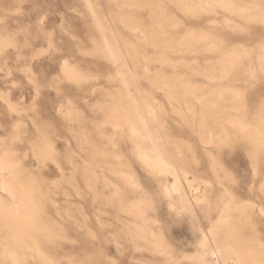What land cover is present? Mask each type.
Returning a JSON list of instances; mask_svg holds the SVG:
<instances>
[{"label":"rangeland","instance_id":"374dc122","mask_svg":"<svg viewBox=\"0 0 264 264\" xmlns=\"http://www.w3.org/2000/svg\"><path fill=\"white\" fill-rule=\"evenodd\" d=\"M216 1L0 0V164L32 197H13L0 171V202L34 209L26 241L47 257L26 245L23 264H264V0ZM130 100L146 141L119 125ZM227 214L233 228L214 230ZM0 228L3 255L13 232Z\"/></svg>","mask_w":264,"mask_h":264},{"label":"bare ground","instance_id":"6f19581e","mask_svg":"<svg viewBox=\"0 0 264 264\" xmlns=\"http://www.w3.org/2000/svg\"><path fill=\"white\" fill-rule=\"evenodd\" d=\"M91 1V0H90ZM180 1V0H179ZM215 2H217L216 0H215ZM221 2V1H220ZM223 2V1H222ZM263 3V2H262ZM197 4V3H196ZM196 4H195V6H196ZM205 4H206V1H205ZM218 4V3H217ZM230 5V4H229ZM254 5H257V4H255L254 3ZM198 6V5H197ZM136 7V6H135ZM211 7V6H210ZM221 7V6H220ZM252 7V6H251ZM257 7V6H256ZM93 8V7H92ZM141 8V7H140ZM143 8H144V6H143ZM166 8V7H165ZM181 8V7H180ZM207 8V7H206ZM225 8H226V6H225ZM232 8H233V6H232ZM262 8V7H261ZM91 9V8H90ZM142 9V8H141ZM157 9H159V8H157ZM186 9H187V7H186ZM200 9V8H199ZM208 9V8H207ZM259 9V8H258ZM153 10V9H152ZM193 10H195V9H193ZM201 10V9H200ZM204 10V9H203ZM213 10H214V8H213ZM162 11H164V10H162ZM191 11V10H190ZM189 11V12H190ZM205 11V10H204ZM211 11V10H210ZM209 11V12H210ZM231 11V10H230ZM149 12H150V10H149ZM239 12V14L241 13L242 15H246V17H247V15L249 16V15H251L250 13H249V11L248 10H239L238 11ZM263 12H264V10H263ZM166 13V12H165ZM187 13V12H186ZM249 13V14H248ZM198 14V13H197ZM259 14V13H258ZM149 15H150V13H149ZM160 15V14H159ZM161 16V15H160ZM262 16V15H261ZM151 17V16H150ZM164 17V16H163ZM174 17V16H173ZM255 17V16H254ZM253 17V18H254ZM130 18V17H129ZM122 19V18H121ZM133 19V18H132ZM252 19V18H251ZM124 20V19H123ZM225 20V19H224ZM130 22V21H129ZM139 22V21H138ZM164 22V21H163ZM166 22V21H165ZM165 22H164V24H165ZM169 22V21H168ZM257 22V21H256ZM131 23H132V21H131ZM157 23V22H156ZM245 23H246V21H245ZM255 23V22H254ZM128 24V23H127ZM141 24V23H140ZM166 25V24H165ZM160 26V25H159ZM158 26V27H159ZM124 27V26H123ZM130 29V28H129ZM137 29V28H136ZM176 29V28H175ZM174 29V30H175ZM245 30V29H244ZM161 31H163V30H161ZM160 32V31H159ZM204 32V31H203ZM202 32V33H203ZM158 33V32H157ZM162 34V33H161ZM119 35V34H118ZM169 35V34H168ZM116 36V35H115ZM154 36H155V34H154ZM211 36V35H210ZM209 36V37H210ZM145 37V36H144ZM149 37H150V35H149ZM188 37V36H187ZM117 38V37H116ZM182 38V37H181ZM213 38V37H212ZM148 39V38H147ZM154 39V38H153ZM164 39V38H163ZM169 40V39H168ZM167 40V41H168ZM194 40V39H193ZM119 41V40H118ZM117 41V42H118ZM159 41V40H158ZM172 41V40H171ZM181 41V40H180ZM200 41V40H199ZM208 41V40H207ZM120 42V41H119ZM153 42H154V40H153ZM166 42V41H165ZM170 42V41H169ZM179 42V41H178ZM223 42V41H222ZM221 42V43H222ZM3 43V42H2ZM109 43V42H108ZM150 43H151V40H150ZM149 42L148 43H145V44H147V46H148V44H150ZM156 43H157V40H156ZM193 43V42H192ZM198 43V42H197ZM121 44V43H120ZM153 44V43H152ZM185 44H186V42H185ZM201 44V43H200ZM207 44V43H206ZM112 45V44H111ZM158 45V44H157ZM162 45V44H161ZM168 45V44H167ZM179 45V44H178ZM184 45V44H183ZM189 45V44H188ZM191 45H193V44H191ZM208 45V44H207ZM133 46V45H132ZM146 46V45H145ZM153 46V45H152ZM151 46V47H152ZM128 47V46H127ZM154 47V46H153ZM160 47V46H159ZM169 47V46H168ZM170 47H171V45H170ZM174 48H175V46H173ZM173 47H171V48H173ZM186 47V46H185ZM202 47V46H201ZM206 47V46H205ZM221 47H222V45H221ZM112 48V47H111ZM134 48V47H133ZM132 48V49H133ZM173 48V49H174ZM177 48V47H176ZM175 48V49H176ZM238 48V47H237ZM245 48V47H244ZM120 49V48H119ZM174 49V50H175ZM199 49V48H198ZM172 50V49H171ZM208 50V49H207ZM119 51V50H118ZM124 51V50H123ZM162 51V50H161ZM169 51H170V49H169ZM178 51V50H177ZM184 51V50H183ZM264 51V50H263ZM111 52L112 51H110L108 48H107V50H106V56L108 57V58H111ZM166 52V51H165ZM174 52V51H173ZM185 52V51H184ZM187 52V51H186ZM202 52H203V49H202ZM118 53V52H117ZM125 53V52H124ZM123 53V54H124ZM138 53V52H137ZM181 53V52H180ZM210 53V52H209ZM114 54V53H113ZM261 54V53H260ZM116 55V54H115ZM153 55V54H152ZM182 55H183V53H182ZM197 55H198V53H197ZM215 55H216V53H215ZM253 56V55H252ZM106 57V58H107ZM119 57V56H118ZM122 57V56H121ZM138 57V56H137ZM163 57V56H162ZM248 57V56H247ZM112 58H113V55H112ZM123 58V57H122ZM164 58V57H163ZM165 58H166V56H165ZM262 58V57H261ZM260 58V59H261ZM130 59V58H129ZM150 59V58H149ZM161 59V58H160ZM168 59H169V57H168ZM226 59V58H225ZM235 59V58H234ZM246 59V58H245ZM112 60V59H111ZM120 60V59H119ZM124 60V59H123ZM146 60V59H145ZM164 60V59H163ZM167 60V59H166ZM171 60V59H170ZM114 61H116V57H115V60ZM165 61V60H164ZM168 62H169V60H167ZM172 61V60H171ZM178 61V60H177ZM193 61V60H192ZM242 61V60H241ZM246 61H247V59H246ZM131 62V61H130ZM227 62V61H226ZM234 62V61H233ZM219 63V62H218ZM235 63V62H234ZM243 63V62H242ZM165 64H166V62H165ZM169 64V63H168ZM220 64V63H219ZM231 64V63H230ZM134 65V64H133ZM164 65V64H163ZM184 65V64H183ZM229 65V64H228ZM120 66H123L122 64L120 65ZM162 66V65H161ZM172 66V65H171ZM189 66V65H188ZM227 66V65H226ZM230 66V65H229ZM241 66V65H240ZM260 66H261V64H260ZM197 67V66H196ZM188 68H190V67H188ZM199 68V67H198ZM241 68V67H240ZM244 68V67H243ZM259 68V67H258ZM190 69H192V68H190ZM204 69V68H203ZM69 70H70V68H69ZM246 70V69H245ZM227 71V70H226ZM250 71V70H249ZM207 72V71H206ZM237 72V71H236ZM226 73V72H225ZM69 75H67V76H69V78L70 79H72V80H77L78 81V79H79V74H77V72L76 71H71L70 70V72L68 73ZM233 74V73H232ZM235 74V73H234ZM124 75V74H123ZM212 75V74H211ZM237 75V74H236ZM250 75V74H249ZM118 76V75H117ZM219 76H220V74H219ZM228 76V75H227ZM257 76V75H256ZM147 77V76H146ZM164 77V76H163ZM250 77V76H249ZM165 78V77H164ZM163 78V79H164ZM206 78H207V76H206ZM224 78V77H223ZM228 78V77H227ZM258 78V77H257ZM66 79H68V77L66 78ZM120 79H121V77H120ZM124 79H126V78H124ZM153 79V78H152ZM154 79H155V77H154ZM160 79V78H159ZM162 79V80H163ZM179 79H181V78H179ZM253 79V78H252ZM69 80V79H68ZM144 80V79H143ZM165 80H166V78H165ZM176 80V79H175ZM133 81V80H132ZM209 81V80H208ZM257 81V80H256ZM80 82V81H79ZM148 82H149V79H148ZM156 82V81H155ZM181 82H183V81H181ZM152 83V82H151ZM163 83H165V82H163ZM162 83V84H163ZM169 83V82H168ZM178 83H179V80H178ZM133 84V83H132ZM173 84H174V82H173ZM176 84V83H175ZM186 84V83H185ZM219 84V83H218ZM153 85H154V83H153ZM169 85V84H168ZM228 85V84H227ZM157 86V85H156ZM187 86H189V85H187ZM191 86V85H190ZM189 86V87H190ZM154 87V86H153ZM166 87V86H165ZM182 87V86H181ZM184 87H186V86H184ZM188 87V88H189ZM193 87V86H192ZM156 88V87H155ZM158 88H159V86H158ZM160 88H161V86H160ZM163 88V87H162ZM169 88V87H168ZM167 88V89H168ZM187 88V87H186ZM219 88V87H218ZM174 89V88H173ZM172 89V90H173ZM176 89V88H175ZM180 89V88H179ZM194 89V88H193ZM221 89H222V87H221ZM119 90V89H118ZM138 90V89H137ZM157 90V89H156ZM165 90V89H164ZM182 90V89H181ZM187 90V89H186ZM184 91L185 93H187V91ZM176 91V90H175ZM174 91V92H175ZM192 91V90H191ZM197 91V90H196ZM202 91V90H201ZM232 90H230V92H231ZM170 92V91H169ZM180 92V91H179ZM188 92H189V90H188ZM198 92V91H197ZM204 92V91H203ZM209 92V91H208ZM214 92H215V90H214ZM229 92V93H230ZM145 93V92H144ZM172 93V92H171ZM182 93V92H181ZM202 93V92H201ZM216 93V92H215ZM221 92H219V95L221 96V94H220ZM228 93V94H229ZM234 93V92H233ZM128 94V93H127ZM147 94V93H146ZM178 94V93H177ZM180 94V93H179ZM178 94V95H179ZM189 94V93H188ZM196 94V93H195ZM223 94V93H222ZM151 95V94H150ZM174 95V94H173ZM202 95V94H201ZM210 95V94H209ZM224 95V94H223ZM119 96V95H118ZM124 96V95H123ZM153 96V95H152ZM181 96H182V94H181ZM184 96V95H183ZM187 96V95H186ZM233 96H234V94H233ZM236 96V95H235ZM239 96V95H238ZM179 97V96H178ZM192 97V96H191ZM190 97V98H191ZM199 97V96H198ZM206 97V96H205ZM216 97V96H215ZM224 97V96H223ZM141 98V97H140ZM172 98V97H171ZM211 98H212V96H211ZM235 98H237V96L235 97ZM148 99V98H147ZM182 100H183V98H181ZM194 99V98H193ZM203 99V98H202ZM206 99V98H205ZM221 99V98H220ZM233 99V98H232ZM128 100V99H127ZM149 100V99H148ZM201 100V99H200ZM226 100V99H225ZM229 100V99H228ZM124 101V100H123ZM139 101V100H138ZM153 101V100H152ZM169 101V100H168ZM192 101V100H191ZM212 101V100H211ZM211 101H209L210 102V104H211ZM238 101V100H237ZM141 102V101H140ZM146 102V101H145ZM154 102V101H153ZM150 103V102H149ZM205 103H207V101H205ZM217 103V102H216ZM133 102L130 100L129 101V104H127V109L125 110V113H124V117L123 118H121L122 119V123H120L121 122V120H120V116H119V120H120V122H118V123H120L119 125L121 126L122 124H128V125H130V128H131V131H133V132H137V131H139L140 133L142 132L143 133V135L142 136H144L143 138H144V140H142V141H146V139L149 137V134H150V129H149V127H148V122L146 123V121H145V117H143V116H145V115H147V114H145V115H142L141 114V112L140 113H138V109H135L134 108V106H133ZM141 104H142V102H141ZM144 104V103H143ZM142 104V106L141 107H143L144 105ZM146 104H148V103H146ZM152 104V103H151ZM202 104H204V103H202ZM214 105H215V103H213ZM212 104V105H213ZM115 105H117L116 103H115ZM114 105V106H115ZM120 105H122V104H120ZM119 105V106H120ZM140 105V104H139ZM139 105H137V106H139ZM188 105V104H187ZM238 105V104H237ZM124 106V105H123ZM203 106V105H202ZM206 106V105H205ZM208 106V105H207ZM219 106V105H218ZM231 106V105H230ZM150 107V106H149ZM153 107V106H152ZM193 107V106H192ZM201 107V106H200ZM216 107V106H215ZM115 108V107H114ZM121 108H123V107H121ZM120 108V109H121ZM162 108V107H161ZM189 108V107H188ZM213 108V107H212ZM241 108V107H240ZM144 109H145V107H144ZM144 109H142V110H144ZM156 109V108H155ZM158 109V108H157ZM163 109V108H162ZM180 109V108H179ZM186 109H187V107H186ZM201 109H202V107H201ZM245 109V108H244ZM113 110V109H112ZM114 110H116V109H114ZM123 110V109H122ZM146 110V109H145ZM144 110V111H145ZM143 111V112H144ZM150 111V110H149ZM155 110H153V112H154ZM157 111V110H156ZM177 111V110H176ZM201 111V110H200ZM232 111V110H231ZM120 112H121V110H120ZM124 112V111H123ZM151 112V111H150ZM152 112V113H153ZM235 112V111H234ZM223 113V112H222ZM151 114V113H150ZM151 115H153V114H151ZM219 115H220V113H219ZM114 116V115H113ZM112 116V117H113ZM156 116V115H155ZM213 117L212 118H214V115H212ZM227 116H228V114H227ZM242 116V115H241ZM256 116V115H255ZM117 117H118V115H117ZM116 117V118H117ZM204 117V116H203ZM206 117V116H205ZM216 117V116H215ZM157 118H158V116H157ZM194 118V117H193ZM196 118V117H195ZM220 118V117H219ZM235 118V117H234ZM148 119H149V117H148ZM159 119V118H158ZM216 119V118H215ZM114 120V119H113ZM151 120V119H150ZM156 120V119H155ZM203 120H205V119H203ZM202 120V121H203ZM221 120V119H220ZM224 119H222V121H223ZM152 122H153V120H151ZM158 121V120H157ZM229 121V120H228ZM258 121H260V120H258ZM113 122H115V121H113ZM112 122V123H113ZM164 122V121H163ZM116 123V122H115ZM114 123V124H115ZM117 123V124H118ZM157 123V122H156ZM158 123H160V122H158ZM227 123V122H226ZM231 123H233L232 121H231ZM114 124H112V126H114ZM153 124H155V123H153ZM215 124V123H214ZM229 124V123H228ZM118 125V126H119ZM213 125V124H212ZM216 125V124H215ZM233 125V124H232ZM262 125H264V121L262 122ZM261 125V126H262ZM161 126V125H160ZM199 126V125H198ZM203 126V125H202ZM252 126H253V124H252ZM255 126V125H254ZM260 126V125H259ZM260 126V127H261ZM122 127V126H121ZM152 127V126H151ZM150 127V128H151ZM212 127V126H211ZM222 127V126H221ZM236 127V126H235ZM247 127V126H246ZM257 127V126H256ZM154 128V127H153ZM117 129V128H116ZM221 129V128H220ZM121 130H123V129H121ZM154 130V129H153ZM223 130V129H222ZM258 130H260V128H258ZM128 131V130H127ZM156 131V130H155ZM211 131V130H210ZM252 131V130H251ZM255 131H256V129H255ZM120 132V131H119ZM205 132V131H204ZM219 132V131H218ZM239 132V131H238ZM245 132V131H244ZM261 132V131H260ZM260 132H259V134H260ZM127 133V132H126ZM131 133V132H130ZM129 133V134H130ZM140 133H138V135L140 134ZM155 133L156 132H152V135L154 134V136H155ZM160 133V132H159ZM203 133V132H202ZM209 133V132H208ZM223 133V132H222ZM246 133V132H245ZM263 133V132H262ZM118 134V133H117ZM225 134V133H224ZM133 134H131V136H132ZM257 135V134H256ZM263 135V134H262ZM261 135V136H262ZM129 136V135H128ZM226 137H227V135H226ZM246 137V136H245ZM250 137V136H249ZM130 138H132V137H130ZM138 139V138H137ZM167 139V138H166ZM130 140V139H129ZM157 139H155V141H156ZM160 141V140H159ZM256 141H257V139H256ZM262 141V140H261ZM169 142H170V140H169ZM254 142V141H253ZM257 142H259V141H257ZM149 143V142H148ZM173 143V142H172ZM262 144H263V142H262ZM138 145V144H137ZM156 145V144H155ZM213 145V144H212ZM255 145V144H254ZM3 146V145H2ZM141 146V145H140ZM261 146H263V145H261ZM146 147V146H145ZM148 147H150V146H148ZM258 147H260V146H258ZM52 148V147H51ZM140 148H142V146L140 147ZM159 148V147H158ZM161 148H162V146H161ZM261 148V147H260ZM138 149H139V146H138ZM150 149V148H149ZM166 149V148H165ZM178 149V148H177ZM176 149V150H177ZM161 150H163V149H161ZM160 150V151H161ZM9 151V150H8ZM168 151V150H167ZM5 152H7V151H5ZM12 152V151H11ZM182 152V151H181ZM154 153V152H153ZM158 153V152H157ZM172 153H174V152H172ZM260 153V152H259ZM5 154V153H4ZM7 154V153H6ZM5 154V155H6ZM14 154V153H13ZM176 154H177V152H176ZM4 155V156H5ZM145 155V157H144V160L147 162V164L148 165H150L152 168H154V169H157V170H159L160 172H168V169L169 168H171V166L170 165H168L167 164V162H166V159H163L164 157H162V156H160V155H151V154H149V153H145L144 154ZM263 155V154H262ZM180 156V155H179ZM178 157V156H177ZM184 157V156H183ZM262 158V157H261ZM143 159V158H142ZM170 159H172L171 157H170ZM180 159H181V157H180ZM256 159V158H255ZM168 160V159H167ZM178 160V159H177ZM168 161H170V160H168ZM180 161V160H179ZM251 161V160H250ZM44 162V161H43ZM143 162V161H142ZM185 162V161H184ZM194 162V161H193ZM256 162V164H257V162L258 161H255ZM15 163V162H14ZM168 163H170V162H168ZM187 164V163H186ZM213 164V163H212ZM255 164V163H254ZM252 165V164H251ZM169 167V168H168ZM258 167V166H257ZM256 168V167H255ZM254 168V169H255ZM253 169V170H254ZM257 169V168H256ZM10 170V167H9V165L7 164V162L6 161H2L1 162V164H0V171L1 172H4V171H8L10 174L12 173V175L10 176V178H9V180L8 179H6V181L3 183L4 185H3V187H4V189H8L9 191H10V193L13 195V197H15V198H20L21 200L22 199H31L32 197H30L29 195H28V192L26 191V187H24L23 185H22V183L20 182V179L18 178V176H15L14 174H13V172L14 171H12V172H10L9 171ZM18 170V169H17ZM16 170V171H17ZM172 170H173V167H172ZM175 170H177V169H175ZM184 170V169H183ZM16 171H15V173H16ZM178 171V170H177ZM214 171H215V169H214ZM24 172V171H23ZM20 174V173H19ZM126 174V173H125ZM1 175V174H0ZM179 175H181V174H179ZM128 176V175H127ZM176 176V175H175ZM187 176V175H186ZM255 176V175H254ZM182 177V176H181ZM129 178V177H128ZM194 179V178H193ZM24 180V179H23ZM179 180V179H178ZM198 180H200V179H198ZM128 182V181H127ZM134 182V181H133ZM193 182V181H192ZM32 183V182H31ZM178 183V182H177ZM264 183V182H263ZM28 184V183H27ZM38 185V184H37ZM262 185V184H261ZM261 187V186H260ZM175 191H177V186L176 187H174L173 188ZM165 190V189H164ZM182 190V189H181ZM30 191V190H29ZM79 191V190H78ZM179 191V190H178ZM77 192V191H76ZM203 194V193H202ZM227 194V193H226ZM229 194V193H228ZM204 195V194H203ZM80 196V195H79ZM206 196V195H205ZM227 196V195H226ZM224 197V196H223ZM230 197V196H229ZM231 198H232V196H231ZM14 199V198H13ZM186 199V198H185ZM204 199H206V197L204 198ZM32 200V199H31ZM222 200H223V198H222ZM30 201V200H29ZM187 201V200H186ZM231 201V200H230ZM233 201H234V199H233ZM27 202H28V200H27ZM206 202V201H205ZM14 203V202H13ZM18 203V202H17ZM29 203V202H28ZM191 203V202H190ZM199 203V202H198ZM236 203V202H235ZM223 204V203H222ZM225 204V203H224ZM227 204V203H226ZM26 205V204H25ZM237 205V204H236ZM3 205L1 204V202H0V227H2V230L3 229H6V230H9L10 232H13L10 236H9V239H8V243L7 244H5L4 245V247H2V248H4V250H3V252L5 253L6 252V254H3V255H0V264L1 263H3V262H8V264H23V262H22V260H21V254H20V252H18V248H20L21 247V249L24 247V246H26V245H28V246H30V249H32L31 250V253H32V255L31 256H38L39 258H41L43 261H47V257H45V254H44V252L38 247L39 246V244L37 243V238L35 239V238H33L32 236H31V239H29V241L27 242L26 241V237L27 236H29V235H27V230H32V229H35V225H33V219H31V218H29L27 215L28 214H33L35 211H34V209H32L31 208V206L30 207H23V208H16V207H13V208H11V207H2ZM35 206V205H34ZM229 206H230V204H229ZM238 206V205H237ZM190 207V206H189ZM209 207V206H208ZM233 207H235L236 208V206L234 205ZM218 208V207H217ZM225 208V207H224ZM246 208V207H245ZM244 208V209H245ZM26 209H28L29 210V212L28 211H26ZM223 209V208H222ZM232 209H234V208H232ZM241 210H242V208H240ZM230 210H231V208H230ZM229 210V208H228V214L231 212ZM237 210V209H236ZM239 210V209H238ZM238 210L236 211V212H238ZM222 211H224V209L222 210ZM221 211V212H222ZM235 211V210H234ZM240 212V211H239ZM238 212V213H239ZM241 212H244V211H241ZM241 212H240V214H241ZM195 213V212H194ZM226 214V213H225ZM225 215L222 219H220V217H219V219H220V221H219V224H216V225H218V227L216 226V227H214V230H216L215 228H218V229H221L222 228V225L221 224H225L226 223V221L229 219L228 218V216H230V215ZM233 214H235L234 212H233ZM46 215V214H45ZM222 216V215H221ZM231 217H232V215H231ZM241 217V216H240ZM33 218V217H32ZM235 218V217H234ZM238 218V217H237ZM39 219H41V218H39ZM242 219V218H241ZM243 220V219H242ZM228 222V221H227ZM227 225H228V223H226ZM224 225L225 227L227 226V225ZM213 225V224H212ZM233 226H234V224H233ZM233 226L231 227V228H233ZM236 226V225H235ZM212 227V228H213ZM228 228H229V226H227ZM211 228V229H212ZM231 228H229V230L231 229ZM1 229V228H0ZM217 229V230H218ZM234 229H235V227H234ZM236 229H237V227H236ZM236 229H235V231H236ZM145 230V229H144ZM213 230V229H212ZM213 230V231H214ZM229 230L227 229V228H225L224 229V231H225V235L227 236V234H230L229 236H231V233L229 232ZM239 230V229H238ZM209 231V230H208ZM231 231H233V230H231ZM18 232V233H17ZM209 232H211L212 233V231L210 230ZM209 232H207V233H209ZM217 231H215V232H213V233H216ZM49 233V232H48ZM219 233V232H218ZM221 233H222V231H221ZM236 233V232H235ZM210 234V233H209ZM147 235V234H146ZM208 235V234H207ZM211 235V234H210ZM214 235V234H213ZM213 235H212V238H213ZM217 236H219V235H217ZM226 236H224L225 238H227ZM229 236H228V238H229ZM214 237H216L215 235H214ZM223 237V236H222ZM232 237V236H231ZM230 237V238H231ZM233 237H234V235H233ZM232 237V238H233ZM241 237V236H240ZM63 238V237H62ZM149 238V237H148ZM210 238V237H209ZM236 238V237H235ZM58 239V238H57ZM203 239H205V238H203ZM213 239H215V240H217L216 238H213ZM220 239V238H219ZM218 239V240H219ZM212 240V239H211ZM224 240V239H223ZM232 241H233V239H231ZM239 240V239H238ZM237 240V241H238ZM241 240V239H240ZM55 241V240H54ZM206 241V240H205ZM221 241V240H220ZM234 241H236V239H234ZM155 242V241H154ZM204 242V241H203ZM212 242V241H211ZM214 243V242H213ZM219 243V242H218ZM225 243V242H224ZM240 243H242V242H240ZM206 244V243H205ZM210 244V243H209ZM221 244H223V242H221ZM221 244H220V246L219 247H222L221 246ZM242 244H244V243H242ZM3 245V244H2ZM203 245V244H202ZM214 245V244H213ZM213 245H212V247H213ZM241 245V244H240ZM239 245V246H240ZM56 246V245H55ZM153 246H154V244H153ZM206 245H204L203 247H205ZM238 246V245H237ZM237 246H235V247H237ZM9 247H12L11 249H8ZM164 247V246H163ZM207 247V246H206ZM153 248V247H152ZM155 248V247H154ZM161 248V247H160ZM227 248H229L230 249V247H227ZM241 248V247H240ZM247 248V247H246ZM156 249L157 248H155V251H156ZM163 249V248H162ZM165 249V248H164ZM209 249H210V247H209ZM213 249V248H212ZM224 249V248H223ZM223 249H221V248H219V249H217V250H211V255H212V257L213 258H215V259H220L221 257H223L222 255V253H224V250ZM232 249V248H231ZM161 250V249H160ZM160 250H159V253H160ZM166 250H167V248H166ZM207 250V248L205 249V251ZM226 250V249H225ZM244 250V249H243ZM249 250V249H248ZM263 250V249H262ZM158 251V250H157ZM208 251H210V250H208ZM230 251H233V250H230ZM253 251V250H252ZM204 252V251H203ZM226 252H227V250H226ZM247 252V251H246ZM249 252H250V250H249ZM248 252V253H249ZM161 253H163V252H161ZM166 253V252H165ZM169 253V252H168ZM199 253V252H198ZM229 253V252H228ZM232 254H233V257H235L236 258V260H237V262H240L241 260H243L244 259V257L242 256V252H241V250L239 249V250H235V251H233V252H231ZM252 253H255V252H252ZM29 254V253H28ZM201 254V253H200ZM197 256H198V254H196ZM228 255H230V254H228ZM246 255H248V254H246ZM193 256V255H192ZM202 256V255H201ZM24 257H26V256H24ZM207 257V256H206ZM211 257V256H210ZM49 258V257H48ZM195 258V257H194ZM197 258H199V257H197ZM229 258H232V256L231 257H229ZM254 258V257H253ZM192 259V258H191ZM226 260H227V258H225ZM194 260H197V262L200 260H198V259H194ZM202 260V259H201ZM225 260V261H226ZM230 260V259H229ZM234 260V259H233ZM254 260V259H253ZM264 260V259H263ZM221 261V260H220ZM223 261V260H222ZM221 261V262H222ZM252 261V260H251ZM202 262V261H201ZM200 262V263H201ZM204 262V261H203ZM207 262V261H206ZM209 262V261H208ZM221 262H220V264H221ZM252 262H254V264H256V260L255 261H252ZM251 262V263H252ZM52 263V262H51ZM199 263V262H198ZM210 263V262H209ZM213 263V262H212ZM53 264V263H52ZM223 264H225V263H223ZM241 264H244L243 262L241 263Z\"/></svg>","mask_w":264,"mask_h":264}]
</instances>
